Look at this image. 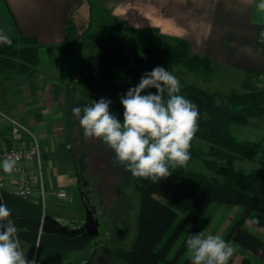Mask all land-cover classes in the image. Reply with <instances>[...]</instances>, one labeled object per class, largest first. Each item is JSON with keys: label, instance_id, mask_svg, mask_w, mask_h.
<instances>
[{"label": "trees", "instance_id": "trees-1", "mask_svg": "<svg viewBox=\"0 0 264 264\" xmlns=\"http://www.w3.org/2000/svg\"><path fill=\"white\" fill-rule=\"evenodd\" d=\"M91 6L90 23L84 31L94 30L97 21L99 29L85 34L103 45V49L88 55L81 74L75 80L93 90L101 92L105 99L111 100L110 111L123 119L122 95L130 87L139 83L145 72L161 66L151 58L138 55L131 65L126 64L124 52V33L127 29L143 32L159 31L155 27L130 28L123 19H109L108 11L101 10L94 15L96 4ZM78 28L70 20L65 38L61 43L63 51L70 55L76 51L80 39ZM167 39L160 46L133 44L143 53L164 58L175 66H183L196 73H210L212 60L206 55L192 53L188 40L161 34ZM12 44L0 43V74L3 77H29L38 72L40 65L39 42L32 36H7ZM256 72L249 71L238 88L228 91H211L200 85L178 79L181 85L179 94L191 100L199 110L198 130L195 137L208 143L207 157L203 150L191 141L190 159L201 158L205 166L214 173L209 177L204 173L180 167L171 176L159 183L150 179L135 178V188L140 193L138 212V232L131 247L118 248V257L126 264H191L188 257H181L190 234L205 227L214 209L212 204L226 203L242 206V212L228 227L225 241H235L245 248L251 245L264 252V238L245 223L255 212L264 215V147L261 140H241L232 133V123L247 124L251 118L264 116V88L259 87L254 78ZM155 92L156 90L150 89ZM101 99V97H95ZM260 154V155H259ZM76 155V154H75ZM76 158V156H74ZM237 159L256 161L258 167L243 172L230 163ZM77 160V159H76ZM222 161L228 164H222ZM78 163V162H77ZM79 166V164H78ZM80 166L78 169L80 181ZM82 184V182H81ZM187 197H193L187 217L178 220V212L171 205H178ZM194 225L184 240L182 247L173 252L186 222ZM93 255L82 264H91ZM233 256L229 260L232 262ZM239 264H264L245 256Z\"/></svg>", "mask_w": 264, "mask_h": 264}, {"label": "crops", "instance_id": "crops-1", "mask_svg": "<svg viewBox=\"0 0 264 264\" xmlns=\"http://www.w3.org/2000/svg\"><path fill=\"white\" fill-rule=\"evenodd\" d=\"M259 2L96 0L94 3L96 10H106L111 16L125 20L130 27H155L163 35L188 40L192 53L212 60V71L201 73L207 86L204 88L228 91L238 88L249 71L256 72L255 83L264 88V38L261 35L264 12L258 11ZM88 3V0H0V34L36 37L40 56L38 72L32 77L0 74V108L37 133L46 193L59 197L60 188L70 192L71 203L63 204L62 208L54 206L49 212L46 201L47 213L76 220L83 217L72 204L75 201L72 187L79 184V166L74 157V148L79 143L72 140V130L80 135V126L73 125L70 134H66L63 106L67 98L78 106L81 98L76 92L82 87L70 76V55L63 51L61 43L70 20L75 22L79 32L89 25L91 6ZM85 6L89 7L88 23L81 17L75 21L76 13ZM233 82L235 84L228 87ZM21 145L23 142L13 138L10 125L0 116V148Z\"/></svg>", "mask_w": 264, "mask_h": 264}, {"label": "rangeland", "instance_id": "rangeland-1", "mask_svg": "<svg viewBox=\"0 0 264 264\" xmlns=\"http://www.w3.org/2000/svg\"><path fill=\"white\" fill-rule=\"evenodd\" d=\"M88 1L94 3L96 0ZM88 8L89 7L85 6L80 9L78 13H76L75 21H79L78 18L81 17L86 23H88L86 15ZM100 11L101 10L95 9L94 15L99 16L98 13H100ZM106 17L114 19L109 13L106 14ZM99 27L100 24L97 21L92 24V29L94 30L99 29ZM130 28L137 27L132 26ZM85 29L78 32L80 35V39L77 40L78 48H76V51L69 56L70 64L72 65L70 66V76L75 83L82 87V89H77L78 92H76L77 97L81 98L78 102V106L81 109L85 106H90L93 101H98V99L95 98L96 96L101 98L104 97V95L98 90L90 89L79 80L74 79L75 76L77 78L78 75L81 74L80 71L82 70L86 57L88 55L96 54L103 49V45L99 42H96L91 37L85 36V34L87 35L90 31L94 30L84 31ZM127 30L128 31H125L124 33L123 40V50L125 52L127 65H131L134 58L141 55L145 58H151L152 60L159 62L162 67L169 70L177 77V79L183 78L186 82L207 87L203 83L204 74L189 71L183 66H175L164 58L143 53L138 48L133 47V44H149L153 46L165 44L167 39L163 37L159 31L144 30L143 32H137L130 29ZM72 68L75 70L72 71ZM234 84L235 82L230 83L228 84V87H231ZM76 105V102L74 104L69 98H67L66 104L63 106L65 108L63 125L67 135L70 134L73 125H79V120L74 118L72 114V109L78 107ZM231 129L234 136L241 140L257 141L263 139L264 147V116L262 118H251L247 124L232 123ZM34 134L38 138L37 133L34 132ZM72 137V140H76L79 143V145L74 148L77 159L76 162H78L81 170L78 185H81L82 189L86 191L91 204L96 205V215L100 221V234L94 238L90 246L85 250L71 253L67 260H63L59 264H82L92 255L91 264H126L118 257L117 252L119 247L125 249L130 248L138 232L140 193L135 188V178L129 171L125 170L123 165L114 163V151L108 148L102 140L96 138L86 139L81 127L80 135L72 130ZM192 141L195 146L203 150V157H207L208 143L196 137H194ZM222 164H228V162L222 161ZM230 164L235 169L243 172L251 171L258 167L256 161L241 159H237ZM185 168L204 173L209 177L214 176V173L205 166L201 158L189 159ZM78 185L72 187L73 190L71 192L74 194L75 198V201L72 204L74 207L77 206L76 211H80L84 219L85 208L81 201ZM68 193L70 195L69 191ZM71 199L59 198L55 193H46L49 212H51L54 206H60L62 208L63 204H70ZM193 202V197H187L178 205L171 204L178 212V220L187 217V213ZM212 207L214 212L210 221L205 227H198L194 234L199 235L201 238H206L208 235H217L224 240L226 229L230 227L237 217L240 216L242 206L214 202ZM193 225L194 224L191 221L186 222L173 252L182 247L183 242L189 235ZM245 225L264 238V215L260 212H255L251 215L246 220ZM226 242L235 249L233 260L230 264H239L245 256H248L257 262L264 260V252L252 245L249 248H245L233 240ZM32 248V245L28 246V244L22 242V250L28 259L31 256ZM182 252L181 257L190 258L191 250L188 249L187 246Z\"/></svg>", "mask_w": 264, "mask_h": 264}, {"label": "clouds", "instance_id": "clouds-1", "mask_svg": "<svg viewBox=\"0 0 264 264\" xmlns=\"http://www.w3.org/2000/svg\"><path fill=\"white\" fill-rule=\"evenodd\" d=\"M264 12V0L257 4ZM0 43L11 45L9 37L0 34ZM155 89V92L150 89ZM180 81L162 66L145 72L139 83L122 95L123 119L111 111V100L101 98L83 109L74 107L86 139L102 140L114 151V163L123 165L133 177L159 183L175 169L186 167L191 141L198 130L199 110L179 94ZM18 158L3 160L2 168L11 173ZM11 210L0 202V264H37L20 250ZM186 246L191 250V264H229L235 249L217 235L201 238L190 234Z\"/></svg>", "mask_w": 264, "mask_h": 264}, {"label": "water", "instance_id": "water-1", "mask_svg": "<svg viewBox=\"0 0 264 264\" xmlns=\"http://www.w3.org/2000/svg\"><path fill=\"white\" fill-rule=\"evenodd\" d=\"M80 197L85 208L83 220L66 219L46 213L42 207L12 192L0 193V202L11 210L16 237L38 248L42 258L52 264L68 259L71 253L81 252L100 234V221L96 205L91 204L86 191L79 185Z\"/></svg>", "mask_w": 264, "mask_h": 264}, {"label": "built area", "instance_id": "built-area-1", "mask_svg": "<svg viewBox=\"0 0 264 264\" xmlns=\"http://www.w3.org/2000/svg\"><path fill=\"white\" fill-rule=\"evenodd\" d=\"M261 35L264 38V31ZM0 116L10 125L13 138L23 142L21 146L11 147L9 149L0 148V193L3 191L12 192L39 204L43 209L44 216L47 213L46 189L42 173L39 140L30 127L26 126L19 118L10 114L8 111L0 108ZM8 157L18 158L16 166L11 173L4 172L2 168L3 160ZM57 194L63 199L71 198L66 188H60ZM17 232L18 228L16 227V234ZM16 239L19 243L20 250L23 251L22 241L17 237ZM31 259H35L37 264H52L42 259L38 248L35 246L32 248L29 260Z\"/></svg>", "mask_w": 264, "mask_h": 264}, {"label": "flooded vegetation", "instance_id": "flooded-vegetation-1", "mask_svg": "<svg viewBox=\"0 0 264 264\" xmlns=\"http://www.w3.org/2000/svg\"><path fill=\"white\" fill-rule=\"evenodd\" d=\"M63 260H66V259H64V258H63V259H61V261H63ZM61 261H60L59 263H61Z\"/></svg>", "mask_w": 264, "mask_h": 264}]
</instances>
